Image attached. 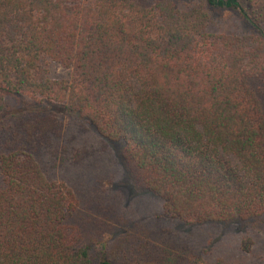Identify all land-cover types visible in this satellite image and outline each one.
<instances>
[{"label":"trees","instance_id":"trees-1","mask_svg":"<svg viewBox=\"0 0 264 264\" xmlns=\"http://www.w3.org/2000/svg\"><path fill=\"white\" fill-rule=\"evenodd\" d=\"M225 10L248 32L211 31ZM63 116L118 160L117 193L48 177L38 152L58 153ZM0 176V264H246L264 230V0H0Z\"/></svg>","mask_w":264,"mask_h":264},{"label":"rangeland","instance_id":"rangeland-1","mask_svg":"<svg viewBox=\"0 0 264 264\" xmlns=\"http://www.w3.org/2000/svg\"><path fill=\"white\" fill-rule=\"evenodd\" d=\"M211 31L245 34L248 25L235 13L222 11L213 16ZM50 76L54 79H69L71 71L65 70L58 64L49 65ZM62 136L57 140L58 153H53L51 147L38 152V160L44 166L48 177L56 181H65L80 194L112 193L114 182L121 179V168L118 160L104 151L98 139L90 134L83 133L77 123L69 117H61ZM80 153V159L76 156ZM2 178L0 176V185ZM119 189V188H118ZM117 193V189L113 191ZM127 203L132 202L134 207L140 203L141 213L151 215V206L145 204V197L137 196L128 188L119 189ZM136 198V200L134 199ZM132 206V205H130ZM133 207V206H132ZM256 245L252 251L245 254L246 264H264V230L257 229ZM228 241L236 242L240 235H228ZM247 259V260H246Z\"/></svg>","mask_w":264,"mask_h":264}]
</instances>
